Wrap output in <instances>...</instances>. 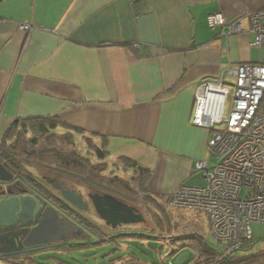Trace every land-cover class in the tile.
Here are the masks:
<instances>
[{
    "label": "crops",
    "instance_id": "crops-1",
    "mask_svg": "<svg viewBox=\"0 0 264 264\" xmlns=\"http://www.w3.org/2000/svg\"><path fill=\"white\" fill-rule=\"evenodd\" d=\"M263 8L264 0H0V141L15 120L47 118L59 124L51 135L102 148L114 166L124 158L149 169L145 191L157 200L203 186L195 165L207 160L211 132L192 124L197 88L218 83L228 64L263 60L252 37L223 35L207 16L239 18L247 30L246 15Z\"/></svg>",
    "mask_w": 264,
    "mask_h": 264
},
{
    "label": "built area",
    "instance_id": "built-area-1",
    "mask_svg": "<svg viewBox=\"0 0 264 264\" xmlns=\"http://www.w3.org/2000/svg\"><path fill=\"white\" fill-rule=\"evenodd\" d=\"M245 19L247 30L239 18L227 22L222 14L207 16L208 26L220 27L223 35L252 37L251 44L262 51L263 60L228 64L218 83L198 86L192 124L211 132L207 160L195 165L204 185L179 186L167 200L169 208L206 215L210 237L224 247L209 264L252 248V225H264V8ZM19 28L28 33L34 26L20 24ZM225 75L232 82H226ZM211 158L216 163L211 164ZM180 245L191 246L196 253L187 264H207L199 244L182 241ZM0 264L21 263L0 256Z\"/></svg>",
    "mask_w": 264,
    "mask_h": 264
},
{
    "label": "rangeland",
    "instance_id": "rangeland-1",
    "mask_svg": "<svg viewBox=\"0 0 264 264\" xmlns=\"http://www.w3.org/2000/svg\"><path fill=\"white\" fill-rule=\"evenodd\" d=\"M228 107L229 104H227L225 114ZM63 145L61 147L56 145V149L62 150L65 147ZM35 148H43V146L39 143ZM76 148L78 153L81 156L88 157L92 164H101L92 150L87 151V148ZM210 162L214 164L216 160L211 158ZM105 163L107 164L106 169L100 174L101 178L109 181L114 176H118L132 183L131 174H122L118 166L112 165L108 160ZM119 166L121 167V165ZM25 168L36 178L40 179L41 175H44L35 168L26 165ZM74 186L78 188L83 197H86V192L89 191L78 184ZM132 205L136 206L135 208L143 215L146 222L144 224L123 225L114 231H106L108 235L113 232L114 234L105 243L80 247L77 242L66 241L60 244L17 251L11 246L14 244L18 249L19 239H16L12 244L2 243L0 245L5 247V250L10 247L12 252L25 251L7 257L13 262L24 264H158L167 262L187 264L194 259L196 253L191 246L180 245L181 242L177 238L185 235H198L204 239L212 250L218 253L223 252L224 247L210 237L205 214L187 209L169 208L167 203L162 200L155 203L143 199L134 202ZM94 215H89L91 216L90 219L93 225H97L103 233L104 223ZM251 229L254 246L245 249L243 252L241 251V254L254 255L260 252L262 257L258 258V264H264V225L253 224ZM3 252H0V255Z\"/></svg>",
    "mask_w": 264,
    "mask_h": 264
},
{
    "label": "trees",
    "instance_id": "trees-1",
    "mask_svg": "<svg viewBox=\"0 0 264 264\" xmlns=\"http://www.w3.org/2000/svg\"><path fill=\"white\" fill-rule=\"evenodd\" d=\"M58 125L56 121L47 118H30L23 121L15 120L0 141V160L6 163L7 168L25 182L38 184V179L29 171H26V165L35 168L44 173V175L70 181L73 185L78 184L89 192L110 194L130 206H133L134 202H139L143 199L158 203L159 200L150 196L145 191L147 180L150 177L149 169L138 166L127 159L118 158L117 164L115 163L116 166L121 165L123 168L122 174H125L126 170L133 171V181L129 183L118 176H114L111 180L107 181L100 177V174L105 171L107 165L105 163L107 157L105 151L102 148L90 146L94 152V156L101 163L97 165L92 164L88 157L81 156L78 153L72 135L64 134L61 137H57L50 134V132L57 129ZM75 133L79 132L75 131ZM43 140L47 142V148H35L39 143L42 144ZM56 142H58L57 146L61 147L64 144L63 146L65 147L62 150L54 149ZM86 222L87 226L103 238L102 230L97 225H93L90 221ZM177 240L179 242L194 241L198 243L204 252L203 261L207 262V264L213 261L215 254L218 253L212 250L204 239L198 235H185L177 238ZM102 242L98 241L96 244L91 245H98ZM77 245L83 247L89 244ZM24 252L21 251L19 253ZM235 254L226 256L222 261H217L214 264H258V258L262 257L259 254L247 257ZM0 256L10 257L4 254Z\"/></svg>",
    "mask_w": 264,
    "mask_h": 264
},
{
    "label": "water",
    "instance_id": "water-1",
    "mask_svg": "<svg viewBox=\"0 0 264 264\" xmlns=\"http://www.w3.org/2000/svg\"><path fill=\"white\" fill-rule=\"evenodd\" d=\"M13 180L12 174L0 163V182L9 184ZM45 180L53 189H58L63 200L68 202L72 207L79 211L87 210V205L83 203L75 190L64 189L60 182H53L49 178H45ZM26 193L25 190H21L15 194L6 190L0 192V198L9 196V198L0 201V228L13 226L17 218L22 220L21 215L23 214L33 216L32 212L36 207V201L39 204L45 203L36 197L23 196ZM87 198L97 217L104 222L105 226L113 230L122 225L144 224L146 222L137 208L128 205L115 196L107 193L90 192ZM34 218L37 226L24 236L21 246L15 249V251L57 243L65 237V234L73 230L71 226L57 222L56 213L51 209L37 210ZM13 235L15 234L9 236L12 237Z\"/></svg>",
    "mask_w": 264,
    "mask_h": 264
},
{
    "label": "flooded vegetation",
    "instance_id": "flooded-vegetation-1",
    "mask_svg": "<svg viewBox=\"0 0 264 264\" xmlns=\"http://www.w3.org/2000/svg\"><path fill=\"white\" fill-rule=\"evenodd\" d=\"M41 145L43 146V148H47V142L45 140H43ZM54 149H56V146L54 147ZM0 163H2L5 166V168L12 174L13 179H14L9 184L0 182V192L6 190V191L13 192L15 194V193H19L21 190H25L27 193L24 194L23 196L29 195L32 197H36L38 200H42L43 202H45L44 204H39V202L35 200L36 201V204H35L36 207L33 209V212H32L33 216H30L28 214H23V215H21L22 220L17 218L15 221V224L13 226L0 228V244H2V243L12 244L16 239H19V241H20L19 245H18V248H19V246H21V244L24 240V236L27 235L31 229H33L37 226V223L35 222L34 214L39 209H42V210L51 209V210H53L56 213V221L57 222L67 224L68 226H71L73 228V230L71 232L65 234V237H63V239H61L57 243H52V244H60L62 242H66V241H74V242H77L78 244H82V245H84V244L90 245V244H94V243L96 244L98 241L99 242L103 241L102 243H105L106 240H108V238H110L111 235L114 234V232H113L110 235H108L106 231H110L113 229H111L110 227H107V226H105V224H103V229L105 228L103 231V235L104 234H106V235H104L102 238L98 234H96L89 226L86 225L87 224L86 221L92 222V220L90 219L91 216H89V215L95 214L94 209L91 206L89 199L87 198V195L90 192H86L87 193L85 195L86 197H83L81 195V192L78 190V188H76L70 181L69 182L64 181V179H59V178L54 177V176L41 175L40 179L37 177L38 184L25 182V181L21 180L20 178H18L12 171H10L7 168L6 163L2 162L1 160H0ZM22 171L26 172L28 170L26 168V171L25 170H22ZM45 178H49L53 182H56V181L60 182L64 189L75 190L79 194V196L81 197L83 203H85L87 205V210L86 211H79V210L75 209L74 207H72L68 202L63 200V198L61 197V193L59 192L58 189L57 190L53 189L49 184H47ZM7 198H9V196L1 197L0 201L3 199H7ZM117 228H119V227H117ZM116 229H114V230H116ZM12 234H15V235L10 237L9 235H12ZM12 240H13V242H12ZM46 245H50V244H46ZM41 246H44V245H41ZM13 247L16 249L14 244L11 246V248H13ZM36 247H40V246H36ZM4 248L5 247H1V245H0V252L9 251L6 253L5 252L2 253V254L7 255V256H13L14 254L21 252V251L12 252L10 247H7L6 248L7 250H5ZM30 248H34V247H30ZM23 249H28V248H23Z\"/></svg>",
    "mask_w": 264,
    "mask_h": 264
}]
</instances>
